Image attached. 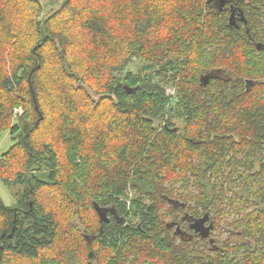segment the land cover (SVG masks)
<instances>
[{"label": "trees", "instance_id": "1", "mask_svg": "<svg viewBox=\"0 0 264 264\" xmlns=\"http://www.w3.org/2000/svg\"><path fill=\"white\" fill-rule=\"evenodd\" d=\"M42 12L0 0V264H264V0Z\"/></svg>", "mask_w": 264, "mask_h": 264}, {"label": "rangeland", "instance_id": "2", "mask_svg": "<svg viewBox=\"0 0 264 264\" xmlns=\"http://www.w3.org/2000/svg\"><path fill=\"white\" fill-rule=\"evenodd\" d=\"M39 1L41 2L43 6V12L41 14V20H42L46 18L47 16L51 15L52 13L56 12L57 10H59L67 0H39ZM142 66H143L142 63H140L139 61L133 60L131 63V66L129 67L127 71L136 74L138 73L139 69ZM170 93L173 94L175 93V91L171 89ZM12 145L13 143L11 141V135L9 134V132H5L2 135H0V154L7 152ZM21 189L22 188L19 186H16V187L6 186L0 179V198L3 200V202L7 206H13L16 203L17 201L16 193L20 191ZM231 220L232 219L230 218L229 221ZM208 222L209 221H207V223ZM201 226L207 227L208 225L207 224L205 225V223L202 222ZM182 233L185 234L186 232H183L182 230ZM221 242L223 244H230V245L241 244L242 242H247L251 245V242L246 241L244 239L243 234L240 231L233 229L227 224L223 226ZM213 246H215V244H213Z\"/></svg>", "mask_w": 264, "mask_h": 264}, {"label": "water", "instance_id": "3", "mask_svg": "<svg viewBox=\"0 0 264 264\" xmlns=\"http://www.w3.org/2000/svg\"><path fill=\"white\" fill-rule=\"evenodd\" d=\"M221 1H222V0H221ZM223 5H224V4H223ZM223 5H222V6H223ZM231 24H232V25H235V16H234V13H233V15H232V17H231ZM99 214H100L101 222H104V220L107 219L106 214H105V213H101V212H99Z\"/></svg>", "mask_w": 264, "mask_h": 264}, {"label": "flooded vegetation", "instance_id": "4", "mask_svg": "<svg viewBox=\"0 0 264 264\" xmlns=\"http://www.w3.org/2000/svg\"><path fill=\"white\" fill-rule=\"evenodd\" d=\"M218 1L220 2V6H221V7H222L223 4H224L223 6H225V5L227 4V2H228V0H222V1H221V0H218ZM207 221H208V220L203 221V222L205 223V225L209 223V222L207 223ZM201 224H202V223H201ZM203 228H204L203 230H205V231H208V230H209V227H205V226H204ZM205 228H206V229H205ZM207 233H208V232H207Z\"/></svg>", "mask_w": 264, "mask_h": 264}, {"label": "bare ground", "instance_id": "5", "mask_svg": "<svg viewBox=\"0 0 264 264\" xmlns=\"http://www.w3.org/2000/svg\"><path fill=\"white\" fill-rule=\"evenodd\" d=\"M174 94V93H173Z\"/></svg>", "mask_w": 264, "mask_h": 264}]
</instances>
